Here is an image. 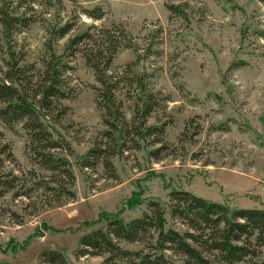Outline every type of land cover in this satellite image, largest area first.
I'll use <instances>...</instances> for the list:
<instances>
[{
	"label": "rangeland",
	"instance_id": "rangeland-1",
	"mask_svg": "<svg viewBox=\"0 0 264 264\" xmlns=\"http://www.w3.org/2000/svg\"><path fill=\"white\" fill-rule=\"evenodd\" d=\"M45 1L26 0L32 8L27 14L38 22L14 34L9 43L0 31V68L9 47L23 55V64H37L49 39L47 30L57 23L71 22L74 27L54 43L56 55L63 53L68 37L88 26L120 23L138 54L143 56L142 50L150 46L135 72L148 76V90L158 92L163 101L147 125L164 124V140L175 150L158 162L148 156L152 147L144 145L115 158L117 181L102 178L101 170L81 169L78 158L103 129L92 89L97 84L80 56L65 58L72 68L65 75L72 95L63 101L69 112L56 128L73 150L68 160L75 199L32 214L23 209L25 201L13 200L10 194L1 198L0 263L42 264L39 255L48 250L60 251L67 264L100 263L101 258L75 256L80 238L104 229L111 218L128 222L140 217L149 201L165 204L172 191H187L231 210L264 211V0H77L75 5L64 0L51 8ZM166 4H186L187 20L170 18ZM95 7L105 13L99 21L81 13ZM135 56L132 50H121L112 71ZM126 93L124 88L119 97L129 120L132 103ZM185 130L189 140L180 142ZM0 132L16 160L6 163V170L19 175L32 169L21 125L10 131L0 123ZM11 212L20 217V224ZM241 264H264V247L257 258Z\"/></svg>",
	"mask_w": 264,
	"mask_h": 264
},
{
	"label": "trees",
	"instance_id": "trees-1",
	"mask_svg": "<svg viewBox=\"0 0 264 264\" xmlns=\"http://www.w3.org/2000/svg\"><path fill=\"white\" fill-rule=\"evenodd\" d=\"M63 1L54 0L53 4V0H46L45 4L51 8L61 6ZM165 8L170 18L187 20L186 4H166ZM29 11L32 8L26 0H0V31L5 41L9 43L14 34L38 22L27 14ZM81 13L94 22L105 14L100 7ZM73 27L71 22L57 23L47 30L49 39L37 64H23V55L10 47L5 52L8 58L1 61L0 123L10 131L21 125L24 154L33 168L19 175L6 170V163L16 160L11 146L1 142L0 132V199L10 194L13 200H23V209L32 214L59 208L75 199V177L68 160L73 150L56 128L69 112L63 101L72 95L65 77L72 68L63 61L65 58L80 56L97 84L92 89L103 129L96 133L86 154L78 158L81 169L93 173L101 170L102 178L117 181L115 158L136 153L144 145L152 147L148 156L158 162L175 150L164 140V124L147 125L163 101L158 92L148 90V76L135 72L140 59L148 56L150 46L142 50L145 54L141 56L122 24L91 25L68 37L63 53L56 55L54 43L69 36ZM127 49L136 54L134 61L112 71L117 53ZM124 88L126 100L132 103L129 120L119 97ZM180 139L189 140L186 130ZM9 214L21 223L17 214ZM122 244L136 248L125 249ZM263 247V210H231L187 191H172L165 204L149 201L140 217L128 222L111 218L104 229L82 236L75 256L101 258L102 262L96 264H241L257 258ZM39 260L42 264H67L60 251H43Z\"/></svg>",
	"mask_w": 264,
	"mask_h": 264
}]
</instances>
